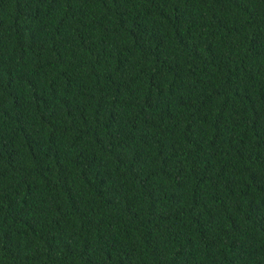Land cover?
Listing matches in <instances>:
<instances>
[{"label": "trees", "instance_id": "1", "mask_svg": "<svg viewBox=\"0 0 264 264\" xmlns=\"http://www.w3.org/2000/svg\"><path fill=\"white\" fill-rule=\"evenodd\" d=\"M0 264H264V0H0Z\"/></svg>", "mask_w": 264, "mask_h": 264}]
</instances>
